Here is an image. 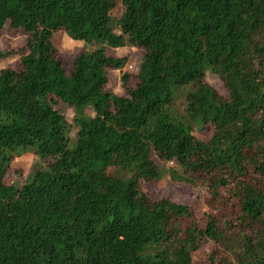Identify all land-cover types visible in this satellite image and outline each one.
I'll use <instances>...</instances> for the list:
<instances>
[{
    "label": "trees",
    "instance_id": "16d2710c",
    "mask_svg": "<svg viewBox=\"0 0 264 264\" xmlns=\"http://www.w3.org/2000/svg\"><path fill=\"white\" fill-rule=\"evenodd\" d=\"M8 23L29 40L22 68L0 71V264H193L207 243L211 264H264V0H0V29ZM59 33L101 46L68 74ZM128 45L144 53L120 97L107 73L126 59L105 47ZM22 153L46 165L7 183ZM166 174L235 214L200 227L189 205L153 200L140 182Z\"/></svg>",
    "mask_w": 264,
    "mask_h": 264
},
{
    "label": "rangeland",
    "instance_id": "374dc122",
    "mask_svg": "<svg viewBox=\"0 0 264 264\" xmlns=\"http://www.w3.org/2000/svg\"><path fill=\"white\" fill-rule=\"evenodd\" d=\"M121 12L122 7L120 5L115 10L114 16H119ZM28 40L29 35L27 32L13 29L10 23L0 29V52L7 53L5 58L0 59V71L7 68L16 70L22 68L21 58L28 52ZM55 44L60 59L68 74H71L73 71L75 61L79 55L85 51H93L101 46L99 44L87 45L82 41H75L65 33H59L55 36ZM105 49L107 56L111 58L126 59L123 68L108 70L107 75L109 81L106 90L120 97H129L131 91L134 90L138 83L137 75L144 50L129 45L117 49L106 46ZM126 75L128 76V80L124 79ZM206 82L221 95H227V91L218 74L208 72L206 75ZM178 89L179 88L176 87L174 90L176 91ZM179 90L175 99V107L178 112L184 113L183 105L186 89L180 88ZM55 106L64 115L66 120L72 124L75 115L73 108L65 105L59 100L56 101ZM87 114L91 116L94 115L91 109L87 110ZM192 126L193 134L203 141H207L213 133L210 127L200 128L196 124H192ZM75 133L76 130L73 129L72 135L74 136ZM45 162L46 161H44L43 164V161L32 153H22L21 156H17L13 159L6 177V182L22 185L34 166L40 164L46 165ZM47 162L49 163L50 160H47ZM158 164L161 165V163ZM166 168H176L180 170V168L173 163H169ZM140 186L153 200L168 197L176 203L189 205L194 211L200 227L206 225L208 214H213L218 219H222L226 215L232 217L235 214L236 206H227L221 201L214 200L202 185H191L189 182L174 180L173 176L169 174H166L164 178L155 182L142 180ZM189 222L190 221H183V226L188 227ZM210 246V243L205 244L201 251L194 256L193 264H211L207 258L210 252Z\"/></svg>",
    "mask_w": 264,
    "mask_h": 264
}]
</instances>
